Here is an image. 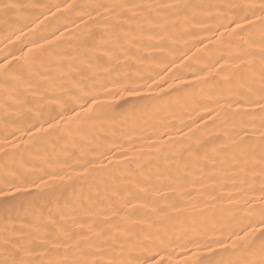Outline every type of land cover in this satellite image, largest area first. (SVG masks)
I'll use <instances>...</instances> for the list:
<instances>
[{"label":"snow or ice","instance_id":"snow-or-ice-1","mask_svg":"<svg viewBox=\"0 0 264 264\" xmlns=\"http://www.w3.org/2000/svg\"><path fill=\"white\" fill-rule=\"evenodd\" d=\"M61 4L0 3L5 13L41 10L5 35L0 49V119L15 126L0 144V264H264V0ZM77 8L90 11L76 16L75 30L60 24L46 31ZM180 26L181 35L193 36L191 47L203 45L190 58L205 62L197 70L203 75L187 73L188 82L178 68L160 76L148 64ZM234 81L228 97L204 87ZM197 108L208 119L198 114L200 124L193 119L194 127L171 135L177 114ZM221 113L231 129H221L224 141L209 148L219 138L209 125ZM124 127L165 130L117 140ZM61 140H71V151H57ZM185 153L201 172L212 169L200 203L181 183L189 164L182 176L171 172V161L179 166ZM161 162H168L173 198L160 194L140 205L142 216L121 215L137 198L130 190L124 196L127 181L136 177L139 190L158 191L152 175L153 166L163 175ZM68 185L80 190L62 204ZM106 202L120 206L101 208ZM77 212V228L41 234L46 215L71 214L75 224Z\"/></svg>","mask_w":264,"mask_h":264},{"label":"bare ground","instance_id":"bare-ground-1","mask_svg":"<svg viewBox=\"0 0 264 264\" xmlns=\"http://www.w3.org/2000/svg\"><path fill=\"white\" fill-rule=\"evenodd\" d=\"M114 2V0H63V3H71L76 5H90V4H97V3H110ZM194 2H207V3H218L222 2V0H194ZM235 2L238 3H244V2H254V0H235ZM0 3H19V4H34V3H43V4H61V0H0ZM62 6V4H61ZM41 10L39 8L34 10L25 11L22 13H18L15 10L5 13L2 9H0V49L4 48V45L9 43V41L5 40L4 37L9 32L13 31L14 29L21 28V25L26 23V17L31 18L39 15V12ZM53 11H56V9H53ZM81 11L89 12L90 10L87 8L80 9L77 8L70 12H65L63 16H58L55 20H50L48 23L50 24V27L46 29V31H51L53 28L57 27L60 24H65L69 30H75L76 25H80L81 21L78 19H75L77 15L80 14ZM48 13H45V16H48ZM92 16H95V12H91ZM89 17L86 15L84 17L85 20H87ZM41 20L44 19V17H40ZM101 20L103 17L100 18ZM35 23V21H33ZM32 28V24L28 25V29H21V31L26 32L29 29ZM184 30V26H180V28L176 30H171L173 32L172 35L169 36L168 40L166 41V47L161 50H156L155 57L151 59L148 64L151 66V68L154 71L159 72L160 76H165L166 73H168L169 69H179V71H176L175 74L179 76L180 80L188 82L192 80V77L190 75H187V73L190 72H197L198 75H203V73L198 72V68L203 67L204 61L200 60H193L190 59L194 55H200L202 53H198V49H201L203 45L197 44L195 47H191L193 36L191 35H181V31ZM60 31H64V28H61ZM17 36L21 35V32L16 33ZM210 33L204 32L200 33V36H208ZM14 39V37H13ZM205 44L208 43L207 40L204 41ZM191 47V51H188V48ZM227 55V53H225ZM169 61H174L173 63H169ZM164 64H167V68H164V71H160L161 68L164 67ZM184 64H190L191 67H184ZM207 71V69H205ZM218 81H224L225 75H221L216 78ZM170 83H174V81L170 80ZM238 86V82L234 81L233 84H225V83H209L208 85H204L205 88L210 89H216L221 88L224 90V96L228 97L231 93L229 92V89H232L234 87ZM197 90L199 89L200 85H195ZM31 98V97H30ZM235 99V96L232 97ZM233 107H235L233 105ZM35 113H33L34 115ZM199 116H203L204 120H207L208 117L203 115V112L201 109L197 108L195 111H191L190 109L183 113V114H177L176 119L174 121V127L172 128L171 135L176 136L178 133L176 132L177 128H182L183 131L187 132L188 128L194 127L191 121L195 119L196 124H200L201 120L198 118ZM169 120H172V117L168 118ZM183 122V123H182ZM232 121L231 119H228L227 122H225V115L221 113L219 119L216 121V125H209V130L212 133V137H219L218 139H214L209 143V148L213 146V143L216 146H219L224 141V136L221 129H231ZM184 125H187L185 127ZM14 125L9 124L7 128H5V124L3 119H0V144L4 143V137L7 132L14 130ZM165 129L159 128L156 130H153L151 128L143 129V128H135L134 130L130 127H124V128H117L115 131V138L117 140H126L128 138H133L134 142H139L140 137H149L151 138L153 131L156 132V135H159L160 131H164ZM201 131H204V129H201ZM107 134L109 136V140L113 138L112 130L108 129ZM199 133H197L198 135ZM19 135V133H17ZM8 139L11 140L12 137L8 136ZM144 143H147V140L143 141ZM67 147L70 151L72 149V143L71 140L65 141L61 140L56 144V149L59 151L60 149ZM51 150V147H50ZM178 160L181 161L180 165L178 166L175 161H171V172L172 175L175 176L178 173L182 176L183 175V164L188 163L189 164V175L187 176V180H181V183L183 184V187L190 193V197L194 200H196L198 203L201 202L200 197V189L204 185H208L212 183L208 179V175L211 174L212 169L211 167H208L206 169V172H201L189 159L187 154L185 153L183 157H177ZM168 162H161L160 165V172L163 173V175H157L155 167L153 166V175H152V184L156 187L158 191H151L150 185H141L140 188L142 189H148L147 191L139 190L137 188V178L132 177L127 181V190L124 191V196H128V190H130L132 193L137 194L136 199H132L129 201V204L124 205V211L121 212V215H130L133 218L142 216L145 212V209L140 207L141 204L144 203L145 199L152 201L155 199L157 195L163 194L168 199H172L174 194L171 193L170 189L166 187V185L169 183L168 178ZM201 167H203V162ZM193 181H196L193 183ZM223 182V181H221ZM80 190L79 185H68L64 191H63V197L61 199V203L63 204L64 198H72L74 191L78 193ZM230 190V189H229ZM258 195V193H257ZM185 200L189 199V196L184 197ZM135 206L133 208L132 206ZM119 204L111 205L109 203H105L104 205H101L100 207L103 209L111 208L112 210H115L116 207H119ZM54 207V206H52ZM105 215H111V211L102 212L99 217H95V219H103ZM76 223L73 224L72 222V215L68 214L65 216H60L57 214L54 217H48L45 216V219L43 221L42 227H41V234H43L45 231L48 232L52 237H55L60 234L62 229H73L77 228L79 226V223L81 222V214L77 212L75 214ZM85 222H87L85 220ZM103 226V225H102ZM176 259H179V256L176 257Z\"/></svg>","mask_w":264,"mask_h":264}]
</instances>
